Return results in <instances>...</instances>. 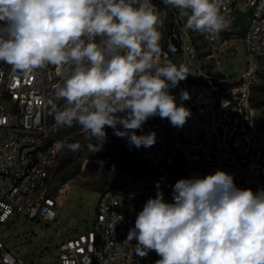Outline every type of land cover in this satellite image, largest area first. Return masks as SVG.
I'll use <instances>...</instances> for the list:
<instances>
[{
    "label": "clouds",
    "instance_id": "1",
    "mask_svg": "<svg viewBox=\"0 0 264 264\" xmlns=\"http://www.w3.org/2000/svg\"><path fill=\"white\" fill-rule=\"evenodd\" d=\"M163 3L186 17L185 30L213 35L228 26L221 0ZM166 15L152 0H0V61L24 73L70 65L55 92L65 104L54 121L77 122L90 153L102 150L105 126L137 149L148 148L156 133L136 130L150 118L182 128L191 116L182 103L189 92L181 90L180 103L171 93L188 68L158 60ZM56 147L77 152L81 144ZM156 186L125 240L136 241L138 255L154 250L161 257L155 264H264V188H239L223 170L177 180L171 203Z\"/></svg>",
    "mask_w": 264,
    "mask_h": 264
},
{
    "label": "built area",
    "instance_id": "2",
    "mask_svg": "<svg viewBox=\"0 0 264 264\" xmlns=\"http://www.w3.org/2000/svg\"><path fill=\"white\" fill-rule=\"evenodd\" d=\"M220 12L228 26L219 34H205L204 40L212 49L226 43V33L237 17L247 15L242 40L250 57L248 67L236 79L227 81L233 87L222 99L224 107L232 106L235 130H244L247 126L255 129L251 99L259 81L257 59L264 54V0H221ZM175 22L170 49L189 70V62L198 59V49L189 30H185L182 17L177 16ZM173 40L177 41L176 48ZM66 66L62 81L70 74V65ZM54 67L51 65L47 70L45 66L24 73L0 61V102H7V108L0 105V227L16 224L11 220L14 215L18 216V221L25 219L29 227L32 222L40 221L52 225L62 206L59 199H68L70 190L68 193L61 190L57 195L50 192L53 171L66 150L57 149V142L66 143L52 133L47 120L48 93L51 87L57 86L55 73L62 71ZM105 130L107 138L99 154L115 147L113 129L112 134L106 127ZM199 148L210 154L213 144L202 143ZM176 159L186 178L187 166L177 155ZM223 167L220 165V169ZM195 176L205 177L207 172L195 173ZM177 180L178 175L171 170L153 174L123 173L115 185L100 192L95 211L88 215L91 227L74 233L68 229L53 259L43 264H155L161 257L154 250L140 256L135 248L136 241L127 243L125 240L147 199L156 196L157 182L164 200L171 203ZM12 238H4L0 231V264H39L29 254L20 256L19 246L9 249L8 241ZM53 250L51 248L50 252Z\"/></svg>",
    "mask_w": 264,
    "mask_h": 264
},
{
    "label": "rangeland",
    "instance_id": "3",
    "mask_svg": "<svg viewBox=\"0 0 264 264\" xmlns=\"http://www.w3.org/2000/svg\"><path fill=\"white\" fill-rule=\"evenodd\" d=\"M152 3L165 6L171 13L167 18L169 26L163 22L159 27L162 37L158 60L179 66L183 63L170 48L172 30L177 25L175 18L181 16L180 10L166 6L163 0H152ZM182 19L186 22V17ZM246 26L247 15L237 17L226 33V43L216 49L206 44L205 34L189 30L198 49V59L189 62L190 74L178 87L171 89V93L180 103L181 90L189 92L190 99L182 103L190 109L191 116L182 128L173 127L166 118H150L143 125V131L136 130L137 135L156 133V143L148 148L141 146L137 149L129 144L126 137L116 136L115 147L109 152L90 153L86 132L77 122L71 127H58L54 112L64 106L65 100L56 98L55 92L63 86L67 66L58 67L62 71L55 73L57 86L51 87L47 98L48 125L66 145L78 142L81 149L72 152L66 148L53 171L50 192L54 195L61 190L70 192L67 201L59 199L62 206L58 219L52 225L40 221L36 224L32 222L29 227L25 219L18 221V216L14 215L11 220L16 224L0 227L4 238L13 237L8 241V248L19 246L20 256L29 254L39 264L51 261L68 229L74 233L91 227L88 215L95 211L100 192L115 185L123 173L153 174L171 170L179 179L183 178L176 155L187 166L186 178L196 177L195 173L202 171L209 175L223 170L233 174L239 188H251L254 192L264 188V54L257 59L259 81L251 99L255 129L247 126L244 130H235L232 106L224 107L222 99L227 96L226 91L233 87L227 81L233 80L248 67L250 57L242 40ZM50 68V64L46 65L47 70ZM0 105L7 108L6 101H1ZM105 127L112 134V129ZM202 143L213 144L210 154L199 148ZM187 149L189 152L186 153ZM220 165L224 167L220 169ZM51 248H54L52 252Z\"/></svg>",
    "mask_w": 264,
    "mask_h": 264
},
{
    "label": "trees",
    "instance_id": "4",
    "mask_svg": "<svg viewBox=\"0 0 264 264\" xmlns=\"http://www.w3.org/2000/svg\"><path fill=\"white\" fill-rule=\"evenodd\" d=\"M157 9H159V10H165L167 12V15L164 18V21L163 22H164V24L166 26H169V22H168V19L167 18L171 16V13L169 11H167V8L165 6H163V5H161V4H158L157 5Z\"/></svg>",
    "mask_w": 264,
    "mask_h": 264
},
{
    "label": "water",
    "instance_id": "5",
    "mask_svg": "<svg viewBox=\"0 0 264 264\" xmlns=\"http://www.w3.org/2000/svg\"><path fill=\"white\" fill-rule=\"evenodd\" d=\"M173 47L176 48L177 47V41L173 40Z\"/></svg>",
    "mask_w": 264,
    "mask_h": 264
}]
</instances>
